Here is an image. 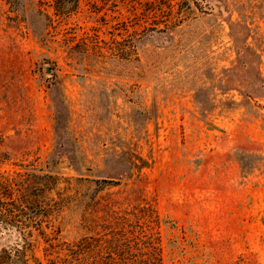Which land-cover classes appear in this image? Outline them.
Instances as JSON below:
<instances>
[{"label":"rangeland","instance_id":"obj_1","mask_svg":"<svg viewBox=\"0 0 264 264\" xmlns=\"http://www.w3.org/2000/svg\"><path fill=\"white\" fill-rule=\"evenodd\" d=\"M147 1L0 0V170L89 178L90 220L66 205L29 264H61L83 236L92 264L127 236L159 264H264V0H174L169 31L137 23Z\"/></svg>","mask_w":264,"mask_h":264},{"label":"trees","instance_id":"obj_2","mask_svg":"<svg viewBox=\"0 0 264 264\" xmlns=\"http://www.w3.org/2000/svg\"><path fill=\"white\" fill-rule=\"evenodd\" d=\"M91 1H93L91 4L94 8L93 11H97L110 0ZM173 1L162 0L159 3L158 0H149L142 12L139 11V5L142 2H136L132 7L134 15L138 17L137 23L152 21L150 22L151 26L145 27V29L157 31H169L176 28L183 17L174 14V6L177 2L173 3ZM80 2L81 0H75L74 6L78 8ZM161 3L166 5V8ZM61 7L56 8L58 17H63L67 13ZM85 44L88 45V43ZM1 140L0 131V143ZM10 160L11 155L0 149V165ZM37 161L14 162L15 167L0 170V239L3 236H13L14 234H17L18 237L14 245L2 247L0 264H29L31 258L35 257L33 252L29 254L35 246L33 242L35 231L43 233L46 239H50L44 227L51 229L52 233L55 232L58 224L56 223L57 218L54 216H63L62 212L66 205L74 204V211H78L80 216H87V220L91 218L90 201L86 200L85 193L81 191L87 187L89 178L60 175L40 166ZM104 181L115 182L113 180ZM145 208L147 209L144 213L125 211L124 213L116 212L115 216H122L123 219L126 218L124 216H159L152 206ZM87 226L89 224H86ZM129 226L131 228L124 231L131 233L132 238H137L136 242L140 235L149 234V230L143 223L130 222L127 224L123 221L122 227ZM131 241L130 236H127L126 246L124 243L125 247L117 249L119 258L110 264H159L161 257L157 246L144 249L134 247ZM62 249L65 251V255L59 257L61 264H92L88 236H83Z\"/></svg>","mask_w":264,"mask_h":264}]
</instances>
